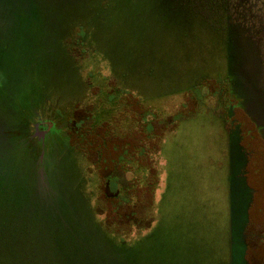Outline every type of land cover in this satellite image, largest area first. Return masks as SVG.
<instances>
[{"label": "rangeland", "instance_id": "rangeland-1", "mask_svg": "<svg viewBox=\"0 0 264 264\" xmlns=\"http://www.w3.org/2000/svg\"><path fill=\"white\" fill-rule=\"evenodd\" d=\"M75 102L95 181L134 185L140 225H175L183 259L264 264V0H0L3 226L56 227L27 136L65 133Z\"/></svg>", "mask_w": 264, "mask_h": 264}, {"label": "trees", "instance_id": "trees-1", "mask_svg": "<svg viewBox=\"0 0 264 264\" xmlns=\"http://www.w3.org/2000/svg\"><path fill=\"white\" fill-rule=\"evenodd\" d=\"M77 27L72 44L65 48L75 65L80 63L75 54L85 53L83 29ZM75 69L78 70L76 66ZM97 93L99 91L95 93L96 98ZM66 95V92H60L57 99ZM78 105L74 103L71 119L59 117L58 122L67 133H57L51 126L39 130L38 135L31 132L27 136L40 146L34 156V178L40 186V193L47 194L52 200L56 227L40 225L36 229H22L13 224H0V264H36L37 260L43 263L70 260L72 264H194L199 257L201 262L199 259L197 264H201L207 255L199 249L200 246L196 258H191V253L182 258V237L174 229L175 225H167L161 217L155 227L151 226L152 220L143 226L139 224L141 221L135 213L128 211L135 203L130 196L134 185H120L113 177L104 178L102 183L95 181L92 164L86 160L87 153L82 147L90 133L83 124L90 121V115L88 113L87 119L76 121L73 113ZM98 113L100 118L101 113ZM101 188H106L111 197L107 198ZM102 196L112 201L115 207L112 214L108 209L99 212L98 203ZM52 198H55V205ZM163 200H159V211ZM164 226L167 231L163 233L161 228ZM132 228L142 234L128 239Z\"/></svg>", "mask_w": 264, "mask_h": 264}]
</instances>
